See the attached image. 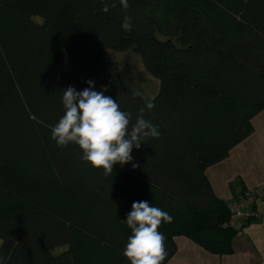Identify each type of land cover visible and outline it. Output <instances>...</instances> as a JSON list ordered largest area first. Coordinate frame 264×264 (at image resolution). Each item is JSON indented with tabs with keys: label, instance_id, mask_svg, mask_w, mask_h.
<instances>
[{
	"label": "trees",
	"instance_id": "obj_1",
	"mask_svg": "<svg viewBox=\"0 0 264 264\" xmlns=\"http://www.w3.org/2000/svg\"><path fill=\"white\" fill-rule=\"evenodd\" d=\"M108 2L0 0L6 264H129L123 250L131 230L122 221L138 201L174 217L158 229L166 237L162 264L175 235L210 253L232 251L227 200L212 193L205 172L252 133V117L264 110V0H128L127 9L115 0L102 11ZM133 45L159 80L153 97L130 88L105 57ZM88 80L97 91L106 86L132 124L145 108L158 127L159 138L133 149L137 168L116 164L105 177L81 160L79 146L51 139L64 114L62 90L81 91Z\"/></svg>",
	"mask_w": 264,
	"mask_h": 264
},
{
	"label": "clouds",
	"instance_id": "obj_2",
	"mask_svg": "<svg viewBox=\"0 0 264 264\" xmlns=\"http://www.w3.org/2000/svg\"><path fill=\"white\" fill-rule=\"evenodd\" d=\"M119 4L123 9L129 7L128 0H119ZM116 6L115 0H110L102 11ZM86 83L88 87L81 91L73 86L62 90L64 114L51 127V139L60 148L70 143L79 146L83 153L81 160L94 169H103L105 177L113 173L116 164L123 167L131 163L133 169L137 168L133 149H140L148 138H159L158 127L144 118L145 108L140 109L132 124L131 113L122 111L116 100L105 95L106 86L97 91L94 80ZM145 106L152 110L155 104L146 100ZM173 221V216L148 201L133 202L126 221H122L131 230L123 250L129 264H162L167 256L166 237L158 229L162 222ZM0 264H6L2 255Z\"/></svg>",
	"mask_w": 264,
	"mask_h": 264
},
{
	"label": "crops",
	"instance_id": "obj_3",
	"mask_svg": "<svg viewBox=\"0 0 264 264\" xmlns=\"http://www.w3.org/2000/svg\"><path fill=\"white\" fill-rule=\"evenodd\" d=\"M205 175L220 200L248 188L264 193V110L252 117V133L232 147L227 157L209 165ZM255 211L256 218L241 220L235 227L230 253H210L190 238L175 235V251L164 264H264V195L256 198Z\"/></svg>",
	"mask_w": 264,
	"mask_h": 264
},
{
	"label": "rangeland",
	"instance_id": "obj_4",
	"mask_svg": "<svg viewBox=\"0 0 264 264\" xmlns=\"http://www.w3.org/2000/svg\"><path fill=\"white\" fill-rule=\"evenodd\" d=\"M35 20L39 21V18H35ZM128 20L125 22L126 27L128 26ZM105 55L107 60L115 61L119 64L122 78L130 88L132 87L140 95L153 97L158 91L159 80L146 72L135 45L126 51L116 52L109 49ZM64 250L63 247H59L54 249L52 254L56 255Z\"/></svg>",
	"mask_w": 264,
	"mask_h": 264
},
{
	"label": "built area",
	"instance_id": "obj_5",
	"mask_svg": "<svg viewBox=\"0 0 264 264\" xmlns=\"http://www.w3.org/2000/svg\"><path fill=\"white\" fill-rule=\"evenodd\" d=\"M264 195L258 188H248L244 192L232 196L226 201L229 211V220L227 226L235 228L241 220L253 219L257 217L255 211V201L259 196Z\"/></svg>",
	"mask_w": 264,
	"mask_h": 264
}]
</instances>
